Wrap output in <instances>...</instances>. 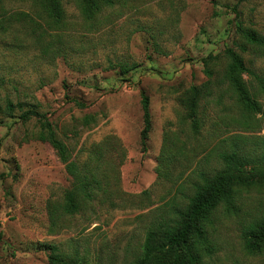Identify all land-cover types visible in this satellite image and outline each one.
Returning <instances> with one entry per match:
<instances>
[{
  "label": "rangeland",
  "instance_id": "1",
  "mask_svg": "<svg viewBox=\"0 0 264 264\" xmlns=\"http://www.w3.org/2000/svg\"><path fill=\"white\" fill-rule=\"evenodd\" d=\"M62 2V27L49 25L40 0L0 6V264H53L51 246L58 264H133L151 222L189 203L204 175L223 167L222 151L264 152V93L244 75L262 109L242 123L248 112L225 75L228 46L264 75V47L237 32L242 21L264 33V0H115L92 19L82 0ZM208 56L213 93L199 99L195 130L184 102L208 80ZM122 63L137 66L123 74ZM143 91L153 124L146 151ZM9 99L36 106L71 158L97 174L93 199L38 139L41 120H22L18 109L7 116ZM68 190L80 205L74 213L64 209ZM263 216L264 181L242 190L236 210H217L207 264H264L243 239Z\"/></svg>",
  "mask_w": 264,
  "mask_h": 264
},
{
  "label": "trees",
  "instance_id": "2",
  "mask_svg": "<svg viewBox=\"0 0 264 264\" xmlns=\"http://www.w3.org/2000/svg\"><path fill=\"white\" fill-rule=\"evenodd\" d=\"M115 0H82V14L89 19L95 18L106 6L112 5ZM236 6L246 0H236ZM4 0H0V6ZM49 25L62 27L65 18V8L62 0H40ZM29 16L28 14L21 13ZM0 26L4 27L2 21ZM237 32L244 38L246 44L264 47V33L246 26L242 21L237 22ZM243 50L247 47L242 45ZM228 64L226 78L237 96L238 102L248 112L242 123H247L250 113L260 112L261 103L257 99V92L247 82L244 75L253 76L258 82L259 89L264 93V75L247 64L244 57L233 47L225 50ZM215 56L205 59V73L208 80L201 85H192L190 97L184 105L192 120L195 130L200 128V119L197 116L199 99L213 93L212 76L214 74L210 63ZM123 74L134 69L137 64L122 63L119 65ZM149 95L142 92V109L144 127L141 131V144L147 150L149 134L153 128L150 112ZM84 106V103L78 101ZM20 111L22 120L37 117L41 120V129L38 139L48 142L56 150L59 160L65 165L67 172L73 177L76 189L87 199H93L96 189L101 188V180L89 168H82L81 164L71 158L68 145L58 137L53 123L40 112L36 106L26 107L22 102L8 100L5 113L9 117L15 116V111ZM220 159L223 167L212 175H204L202 182L195 185L189 203L178 206L167 215L160 216L151 222L143 244L140 258L133 264H207L206 258L214 251L211 240V228L215 222L217 210L224 206L228 211L237 209V198L242 190L260 184L264 181V152L259 157L244 153L235 145L230 150L222 151ZM74 190L66 192L65 211L74 213L80 209ZM2 233L0 232V239ZM244 246L247 252L257 254L264 252V216L251 222L243 233ZM54 254L50 255L53 264L62 263L60 254L56 253L57 246H51Z\"/></svg>",
  "mask_w": 264,
  "mask_h": 264
}]
</instances>
